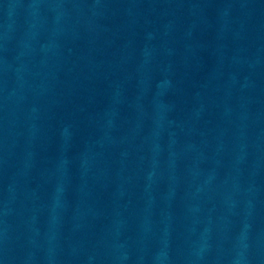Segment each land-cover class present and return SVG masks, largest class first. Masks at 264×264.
I'll use <instances>...</instances> for the list:
<instances>
[{"label":"water","instance_id":"water-1","mask_svg":"<svg viewBox=\"0 0 264 264\" xmlns=\"http://www.w3.org/2000/svg\"><path fill=\"white\" fill-rule=\"evenodd\" d=\"M0 264H264V0H0Z\"/></svg>","mask_w":264,"mask_h":264}]
</instances>
